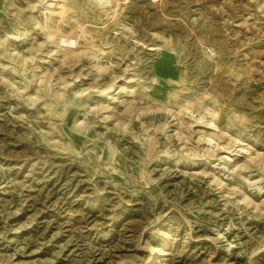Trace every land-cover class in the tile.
I'll list each match as a JSON object with an SVG mask.
<instances>
[{
	"label": "rangeland",
	"instance_id": "374dc122",
	"mask_svg": "<svg viewBox=\"0 0 264 264\" xmlns=\"http://www.w3.org/2000/svg\"><path fill=\"white\" fill-rule=\"evenodd\" d=\"M0 264H264V0H0Z\"/></svg>",
	"mask_w": 264,
	"mask_h": 264
},
{
	"label": "bare ground",
	"instance_id": "6f19581e",
	"mask_svg": "<svg viewBox=\"0 0 264 264\" xmlns=\"http://www.w3.org/2000/svg\"><path fill=\"white\" fill-rule=\"evenodd\" d=\"M85 34H86V33H85ZM86 35H88V34H86ZM88 37H89V36H88ZM60 39H61V37H60ZM62 39H63V37H62ZM62 39H61L60 41H62ZM86 39H87V37H86ZM68 40H69V39H68ZM68 40H65V42L68 41ZM70 41H71V40H70ZM70 41H69V42H70ZM72 41H74V40H72ZM72 41H71V43H72ZM62 42H64V41H62ZM65 42H64V43H65ZM66 43H67V42H66ZM73 43H74V42H73ZM58 44H59V43H58ZM245 87H246V86H245ZM180 117H181V116H180ZM183 121H184V120H182V122H183ZM184 122H185V121H184ZM157 259H158V258H157Z\"/></svg>",
	"mask_w": 264,
	"mask_h": 264
}]
</instances>
